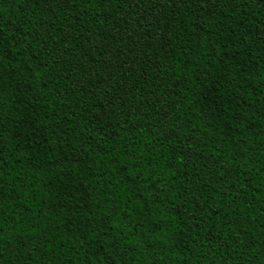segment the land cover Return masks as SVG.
I'll use <instances>...</instances> for the list:
<instances>
[{
    "label": "trees",
    "instance_id": "obj_1",
    "mask_svg": "<svg viewBox=\"0 0 264 264\" xmlns=\"http://www.w3.org/2000/svg\"><path fill=\"white\" fill-rule=\"evenodd\" d=\"M0 264H264V0H0Z\"/></svg>",
    "mask_w": 264,
    "mask_h": 264
}]
</instances>
